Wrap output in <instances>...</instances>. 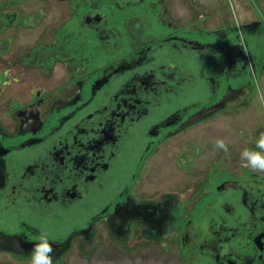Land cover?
<instances>
[{"label": "flooded vegetation", "instance_id": "1", "mask_svg": "<svg viewBox=\"0 0 264 264\" xmlns=\"http://www.w3.org/2000/svg\"><path fill=\"white\" fill-rule=\"evenodd\" d=\"M213 1L0 0V264L42 232L53 264L96 259L101 229L160 264H264V173L178 139L264 89V0Z\"/></svg>", "mask_w": 264, "mask_h": 264}, {"label": "rangeland", "instance_id": "2", "mask_svg": "<svg viewBox=\"0 0 264 264\" xmlns=\"http://www.w3.org/2000/svg\"><path fill=\"white\" fill-rule=\"evenodd\" d=\"M210 1L214 2L213 0ZM233 1L235 3V8L240 12L242 17H247L248 13L247 10H245L247 6L246 2L243 0ZM243 8L244 10L241 11ZM260 86L261 83L259 82V88L256 94L250 98L248 108L231 112L217 120L210 121L194 128L187 134L179 136V141L183 142L182 144L180 143V145L195 144L196 147L198 143H202L204 148L201 150L202 154L200 157H207L212 148H215L216 140L222 138L227 142V145L232 148L231 150L233 153L229 155L240 157V153L243 149L249 148V146L252 147V142L255 140L253 138V130H255L257 126L264 128V101H262L264 89ZM219 127H222L224 131H217ZM207 128L208 130L206 132L205 129ZM247 136H250L249 139L244 140L243 137ZM188 173H190V171L184 169V171L179 174L181 182H183V179L188 178ZM100 232L103 233V235L99 236L98 240V242H100V251L98 252L101 254L98 255L96 259L82 257L75 250L67 257L64 264H160L157 260H147L150 256H146V254L144 256H139V258L134 255H131V257L128 256L123 245L116 244L115 246H111L114 248L113 250H109L108 247L111 244L107 243L109 241L105 239V237H107L106 232H103V229H101ZM154 259L156 258L154 257L153 260ZM163 261V264H183L176 256H169L168 258V256L165 255Z\"/></svg>", "mask_w": 264, "mask_h": 264}, {"label": "clouds", "instance_id": "3", "mask_svg": "<svg viewBox=\"0 0 264 264\" xmlns=\"http://www.w3.org/2000/svg\"><path fill=\"white\" fill-rule=\"evenodd\" d=\"M264 101V97H262ZM215 147L228 153L227 142L218 138ZM240 159L244 166L255 172L264 173V132L259 133L253 148H245L240 153ZM54 248L50 243L49 236L46 232L40 233L34 243L30 264H53Z\"/></svg>", "mask_w": 264, "mask_h": 264}]
</instances>
